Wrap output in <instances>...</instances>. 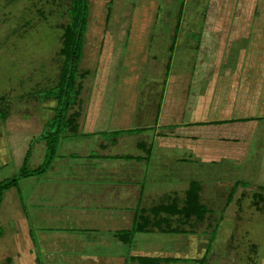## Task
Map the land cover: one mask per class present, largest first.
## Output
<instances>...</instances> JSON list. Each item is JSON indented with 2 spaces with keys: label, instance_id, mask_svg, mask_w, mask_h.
Listing matches in <instances>:
<instances>
[{
  "label": "rangeland",
  "instance_id": "rangeland-1",
  "mask_svg": "<svg viewBox=\"0 0 264 264\" xmlns=\"http://www.w3.org/2000/svg\"><path fill=\"white\" fill-rule=\"evenodd\" d=\"M71 1L0 0V183L15 179L24 159L29 173L18 179L17 186L3 192L16 193V219L21 220L10 221L9 227L5 225L2 230L0 227V235L9 229L14 232L16 224L24 225L27 221L30 230H34L22 192L25 185L19 183L22 178L33 180L41 176L43 182L45 175L56 171L57 163L71 171L77 164L92 162L96 157L120 163L140 159V171H133L134 175H145L138 179L142 186L137 208L144 207L150 219L159 221V226L150 224L152 229L164 231L151 230L133 236L134 248L165 250L163 257L168 258L169 264H264V116L248 128L243 156L223 153L210 161L196 155L185 141L180 145L173 140L175 146L157 144L151 136L154 130L159 128L166 134L169 127L159 118L157 128L152 126V130L150 122L144 119L147 111L152 109L153 115L156 105L165 102V119L178 108L183 113L182 124L186 119L184 113L189 110V98L205 87L198 84L200 78L221 76L200 73L201 59L195 50L204 29L209 28L205 21L211 15L210 2L217 0H86L87 27L80 43L79 38L75 39L81 53L71 63L74 68L66 69L65 79L68 73L76 76L74 84L68 85L66 81L60 82L64 72V55L60 50L71 19ZM249 1L242 11L240 0H222L219 4L223 12L216 7L213 10L223 17L235 18L241 12L244 17H264L258 0L255 11L253 0ZM179 19H183L182 24L175 28L173 24ZM74 30L78 31L76 26ZM247 32L245 28L232 43L229 59L222 60L221 68L224 72L228 65L240 67L238 71L228 68L231 72L225 76L229 78L228 85L235 86L237 95L244 94L242 106L252 102L258 90L264 97V48L252 53L247 65L242 66L241 61L236 65L235 53ZM247 67L252 72L241 71ZM194 82L196 89L191 90ZM64 85H68L71 95L65 94ZM61 101L67 105L65 109ZM230 107L234 114L236 109ZM127 109H135L136 128L112 130L110 135L115 137L110 138L104 134L106 144L96 146L95 150L68 154L65 151L59 157L66 158L56 157L61 137L81 134L80 121L87 110L86 123L91 126L86 130L97 127L92 122L99 119L95 118L97 115L109 112L124 125L126 119L122 117L129 113ZM62 114L72 122L58 135L55 154L46 163L49 135L46 137L45 132L55 127L53 118ZM115 120L110 118L109 125L115 124ZM104 125L107 127L108 123ZM76 145L67 142L63 146L72 151ZM78 167L80 171L72 172H87ZM189 180L193 185L186 199ZM30 182L28 179L25 184ZM163 203L175 214L151 213L152 208ZM96 240L83 251L92 259L108 260L103 256L122 255L124 247L120 242L117 245L115 240L108 244ZM20 257H28L27 252ZM45 258L37 257L36 263L46 264ZM97 261L94 263L104 264ZM124 262H130V257L124 258Z\"/></svg>",
  "mask_w": 264,
  "mask_h": 264
},
{
  "label": "crops",
  "instance_id": "crops-1",
  "mask_svg": "<svg viewBox=\"0 0 264 264\" xmlns=\"http://www.w3.org/2000/svg\"><path fill=\"white\" fill-rule=\"evenodd\" d=\"M217 1L210 2L209 14L211 15L205 21V27L209 28L204 29L195 50L197 57L201 59L198 71L221 76L219 78L216 76L200 78L198 84L201 83V87L202 85L205 86L202 88L204 92L197 89L192 98H189V110L186 114L184 113L186 119L182 121V124L181 116L183 113L178 108L171 110L170 116L165 119L164 113L167 111L165 102H162L160 106L156 105L153 115H151L152 109L150 112H146V116L143 115L145 121L150 122L151 127L156 126L157 128L159 118H161L162 123L170 129L165 134L159 128L155 130L153 127L150 128L154 130V134L151 135L152 140L156 141L157 144L171 143L172 146H175L176 142L173 140H177L180 145L185 141L196 155H200L208 161L215 159L214 157H220L223 153L243 156L246 152L243 153V148L247 149V142L243 140L248 128L264 116V103H262L264 97L260 90L252 102L242 106L244 94L237 95L235 86H229L227 83L229 78L225 75L229 71L231 72L229 69L238 71L240 67H234L236 68L234 69L228 65L224 68V72L221 69L222 60L228 61L229 52L233 48L232 43L237 37L242 36L240 33L245 28L248 32L242 45L235 53L237 54L236 65L239 61H241L242 66L247 65L249 56L252 53H259L264 48V17H244L243 12L235 18L219 16L213 10L216 7L217 10L223 12V8L219 4L222 0L216 4ZM240 3L239 6H242V11L246 8L245 4H249L250 1L240 0ZM252 3V9L255 11L257 0H253ZM258 6L259 9L261 8L260 10L264 9V0H258ZM182 20L179 19L173 24L175 28L181 26ZM173 38V42L175 41L176 44L177 39L175 36ZM202 58L204 59L202 60ZM213 61L215 62L213 63ZM196 64L194 66L197 70ZM247 69L248 67L241 71ZM248 71L252 72L251 69ZM191 81L193 79L190 76L189 82ZM193 89H196L195 82L191 90ZM232 105L236 109L234 114L231 113L230 106ZM127 110L129 113L122 117L126 119L122 126L115 120L117 115L112 117L111 112H109L105 116L99 117L97 115L95 118L99 119L92 121L97 127L86 130V127L91 126L86 123L88 120L87 110L80 121L78 132L81 134L74 137H61L62 141H60L56 157L62 159L65 155L59 156L65 151L68 154L69 152L84 153L88 150H95L97 149L96 146L101 147L106 144L104 134L110 138L115 137V135H110L112 130L136 128L134 121H137V115H133L135 109L133 111L132 109ZM184 112L186 111L184 110ZM110 118L116 121L115 124L109 125ZM144 119L140 115L139 121ZM105 122L108 123L107 127L104 125ZM33 123L36 124V120ZM67 142H75L77 145L72 151H68V146H63ZM80 144H83V147ZM139 161L142 160L120 163V161H108L96 157L92 162L77 164V167L71 168V171H65L66 167L57 163L56 171L52 175H45L43 182L41 176H37L33 180L26 177L22 178L19 183L25 185L22 188L25 190L22 192L30 208L34 230H30L27 221L24 225L16 224L14 232H10V229L9 232H3L2 236L0 235V264H37V257L43 255L46 256V264H96V262L94 263L96 260H102L104 264H112V262L113 264H123L126 257H130V262L127 264H140V257H163L165 250L134 248L132 245L133 236L141 232L158 230L157 228H154L155 230L137 229V222H140L139 215L145 213L148 216L147 209H144L145 212H143L144 207L137 208L142 186L139 185L141 183L138 179L145 176L144 174H133V171H140ZM79 165L81 170H87V172H72L73 170L80 171ZM95 170H98L97 175H95ZM28 179L31 180L30 185L25 184ZM8 191L3 195L0 202L1 230L5 225L8 226L10 221L13 220L16 223L21 220L20 218L16 219V193H9ZM117 235L118 237H116ZM93 239H97L96 242L103 241L107 244L108 241L113 240L116 241L117 245L120 242V246L124 247L120 251L122 255L117 257L103 256L109 258L108 260L98 259L99 257L96 260L92 259L94 257L84 254L83 251L88 243H92ZM26 252L28 257H20ZM15 253L16 257L13 256ZM9 256L11 257L9 258Z\"/></svg>",
  "mask_w": 264,
  "mask_h": 264
},
{
  "label": "trees",
  "instance_id": "trees-1",
  "mask_svg": "<svg viewBox=\"0 0 264 264\" xmlns=\"http://www.w3.org/2000/svg\"><path fill=\"white\" fill-rule=\"evenodd\" d=\"M87 1L86 0H72L71 4H70V8H69V12H70V22L68 23L64 35H63V47L60 50L63 55H64V63H63V69L64 72L62 71L61 73V79L60 82L62 81H66L68 85L70 84H74V78L76 77L74 74L72 73H68L66 76V79L64 78V74L66 72L67 68L73 69V65H71V63L76 62L75 60L80 56L81 50L79 49V46L75 43V39L79 38V42L80 43V39H82V36L84 35V32L86 30L87 27V19H88V15H87V9H88V5H87ZM75 26L77 27L78 31L74 30ZM178 28V26H176ZM69 63V65H68ZM66 67V68H65ZM68 85H64V92L65 94L71 95V90L68 89ZM66 86V88H65ZM64 103L61 101V104ZM65 104V103H64ZM62 104L61 106H64V109L66 108V104L64 105ZM64 115L62 114V116H57L56 118H53V123L55 124L54 128L52 130H47V132H45L46 137L49 135V138L46 142V148L49 152V156H48V160L47 162H50L51 159L53 158L54 154H55V143L58 140V135H60V133L62 131H64V129L70 125V123L72 122V120H70L69 118H65L63 117ZM116 132V131H115ZM25 159L22 162V165L20 167V173L19 175L14 179H11L9 182L4 183L1 182L0 183V202L2 199V195L3 192L6 189H9L10 187L13 186H17L18 183V179L22 176H27L28 173V169L26 167V163H25ZM44 167H42L43 169ZM41 169V170H42ZM33 171V170H32ZM31 171V174H32ZM40 172V171H39ZM193 185V181H190L189 183V187L186 191V193L188 195H186V199L187 197H189L191 195V189L190 186ZM170 205V204H169ZM180 208H176V210H179ZM143 212H145L144 208L142 209ZM172 210V209H171ZM165 212V213H171V214H175V212H170V208L167 206V204L163 203V204H158L155 206V208L151 209V213L155 214L157 212ZM180 213V212H179ZM140 219V222H137V229L138 230H148V229H152L150 227V224L155 223V225L159 226V221H154L152 219H150L148 216L145 215V213H142L141 215H139L138 217ZM155 226V227H157ZM160 231H164L163 228H160ZM140 264H169L170 262H168V258L165 259V257H140Z\"/></svg>",
  "mask_w": 264,
  "mask_h": 264
}]
</instances>
